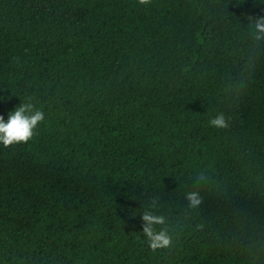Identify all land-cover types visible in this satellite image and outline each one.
I'll return each instance as SVG.
<instances>
[{"label":"trees","instance_id":"trees-1","mask_svg":"<svg viewBox=\"0 0 264 264\" xmlns=\"http://www.w3.org/2000/svg\"><path fill=\"white\" fill-rule=\"evenodd\" d=\"M250 17L264 0H0V115L28 97L45 113L33 140L0 144V264H264ZM151 197L174 248L148 246Z\"/></svg>","mask_w":264,"mask_h":264},{"label":"clouds","instance_id":"clouds-1","mask_svg":"<svg viewBox=\"0 0 264 264\" xmlns=\"http://www.w3.org/2000/svg\"><path fill=\"white\" fill-rule=\"evenodd\" d=\"M140 5L148 6L152 0H138ZM250 36L253 40L264 41V17L249 18ZM45 120V113L33 103L32 97H28L20 106L9 113L7 122L0 115V144L5 148L27 144L38 134V126ZM209 125L215 129H227L230 126V117L224 112H218L209 120ZM197 185L207 179L204 172L195 177ZM188 207L199 208L204 198L198 190L189 191L185 195ZM159 198L151 197L142 214L143 234L147 239L149 248L153 252L168 250L175 247L177 241L170 225L169 218L159 212ZM202 229V225H197Z\"/></svg>","mask_w":264,"mask_h":264},{"label":"rangeland","instance_id":"rangeland-1","mask_svg":"<svg viewBox=\"0 0 264 264\" xmlns=\"http://www.w3.org/2000/svg\"><path fill=\"white\" fill-rule=\"evenodd\" d=\"M20 224L22 226H30V225H32V221L31 220H23L20 222Z\"/></svg>","mask_w":264,"mask_h":264}]
</instances>
